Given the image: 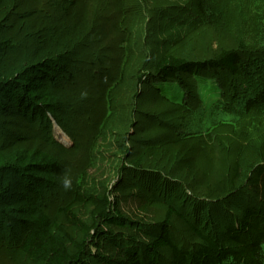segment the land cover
<instances>
[{
  "label": "rangeland",
  "instance_id": "374dc122",
  "mask_svg": "<svg viewBox=\"0 0 264 264\" xmlns=\"http://www.w3.org/2000/svg\"><path fill=\"white\" fill-rule=\"evenodd\" d=\"M188 1L0 5V44H8L2 69L24 82L11 97L0 94V264H32L18 247L34 208L60 226L56 234L68 250L84 245L79 264H128L132 256L145 264L144 250L155 237L164 234L189 249L200 243L192 228L219 235L249 208L262 211L250 224L264 232V183L258 175L257 187L245 179L264 165L260 138L223 126L229 117L221 112H234L256 94L254 115L262 116L264 17L250 13L244 0ZM53 40L61 54L51 52ZM242 40L253 47L241 59L251 69L239 77L202 70L176 82L155 79L161 59L205 61ZM48 53L58 66L32 73L28 67ZM206 85L216 89L214 99ZM42 157L56 166L47 177L22 176ZM234 168L232 200L224 184ZM82 197H106L108 221L118 214L125 227L94 220V207ZM168 206L180 217L167 220ZM66 209L87 235L69 223ZM159 258L169 262L170 251L161 249Z\"/></svg>",
  "mask_w": 264,
  "mask_h": 264
},
{
  "label": "trees",
  "instance_id": "16d2710c",
  "mask_svg": "<svg viewBox=\"0 0 264 264\" xmlns=\"http://www.w3.org/2000/svg\"><path fill=\"white\" fill-rule=\"evenodd\" d=\"M9 1L11 0H0V5ZM142 1L144 0H139V3ZM244 2L248 3L250 13L262 18L264 17V0H244ZM190 3L191 0L188 1V4ZM39 22L41 24H47L44 20H40ZM42 30H44V28H41L40 31ZM29 35H32V33L26 34V38ZM50 42L53 50L51 52H54L55 55L61 54L58 52L61 47L56 45V41L53 40ZM50 42H48V45ZM67 43H71V38L67 40ZM250 43L252 44V42ZM250 43H246L242 40L240 44L236 45V47L222 50L214 57L205 61L193 62L182 58L166 57L157 63L155 67L157 78L155 79L162 82H176L179 75L193 74L196 71L202 70L225 71L233 76L239 77L251 69L250 65H247L246 62L241 60L244 51L253 47ZM7 46L8 44H0V94L5 98L11 97L16 90L21 88L22 83H24L19 74L13 79H8L6 74H4L5 72H3L2 62L4 60V52ZM29 47L31 46L29 45ZM68 53V57L74 55L72 51ZM50 56L51 55L48 53L47 55L40 57L41 61L43 59L41 63H35L28 68L31 69L32 73H36L39 70L47 71L50 67H57V60H51ZM205 87L208 99H214V96L217 93L216 89L211 88L210 85H206ZM256 96V94L251 95L250 98L243 102V104H235L236 109L232 113H228L222 107L221 112L224 118L229 117V121L224 123L223 126L233 128V130L237 131L239 135L242 132L251 140L260 138L262 146L261 159L264 160V108L259 109L261 110L260 113L262 116L254 115L256 111L253 110V107L256 102ZM220 98V101L222 102V97ZM259 100L264 104V92L259 95ZM21 103L25 106L24 109L33 110L32 106L27 102L20 101L17 105H22ZM55 167L56 166L49 160L42 157L39 164L33 163L24 167L22 170V176L28 178L30 181H32L33 178L36 179L40 177L41 179L42 177H47ZM257 175L261 177L264 183V165H256L245 179L249 182L252 181L251 183L254 184L253 186L257 187L259 178L253 183V179ZM1 178L2 174H0V193ZM227 179L226 184H224V189L234 193V197H232L233 200L237 197L236 193L238 192L236 190L238 179L235 168L233 169V175ZM235 191L237 192L235 193ZM80 199L83 203H87L94 207V210L96 211V214L93 216L94 220L99 217L109 225L121 228L125 227L122 218L118 214L116 215V220L111 222L108 221L109 203L106 197H103V199L82 197ZM230 203L231 202H229V204ZM33 210L34 212L31 215V220L25 225L26 235L23 237V240H21V244L18 247V250L23 257L32 262V264H79L85 251L84 245H77L75 251L68 250L63 239L56 234L60 233V226L51 221L41 209L34 208ZM63 213L75 229L83 235L88 234L87 226L79 221L77 217L70 212V209H66ZM261 213L262 211L259 209H247L240 218V221L238 223L236 222V225L233 224L227 226L224 229V232L219 235L215 232L204 234L202 231L192 228L193 232L200 240V243L193 245L189 249L178 248L172 244L164 234H161L159 237H155L150 245L144 250V262L145 264H264V232H262V229H257L256 232H254L250 224L254 216ZM172 217L180 216L173 207L168 206L166 208V218L167 220H170ZM259 222L264 223V216H260ZM164 248L170 251L171 260L167 263H161V259L159 258L160 250ZM128 264H141V262L136 256H132Z\"/></svg>",
  "mask_w": 264,
  "mask_h": 264
}]
</instances>
